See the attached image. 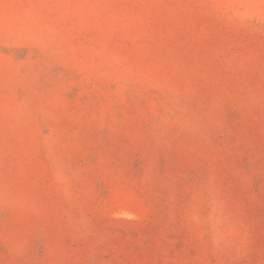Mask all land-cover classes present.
Returning a JSON list of instances; mask_svg holds the SVG:
<instances>
[{
	"label": "rangeland",
	"instance_id": "1",
	"mask_svg": "<svg viewBox=\"0 0 264 264\" xmlns=\"http://www.w3.org/2000/svg\"><path fill=\"white\" fill-rule=\"evenodd\" d=\"M0 264H264V0H0Z\"/></svg>",
	"mask_w": 264,
	"mask_h": 264
}]
</instances>
